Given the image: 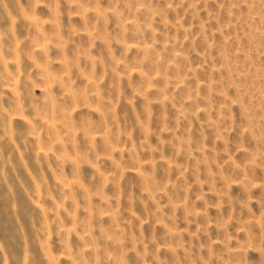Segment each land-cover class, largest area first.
Wrapping results in <instances>:
<instances>
[{
  "label": "rangeland",
  "instance_id": "374dc122",
  "mask_svg": "<svg viewBox=\"0 0 264 264\" xmlns=\"http://www.w3.org/2000/svg\"><path fill=\"white\" fill-rule=\"evenodd\" d=\"M0 264H264V0H0Z\"/></svg>",
  "mask_w": 264,
  "mask_h": 264
}]
</instances>
